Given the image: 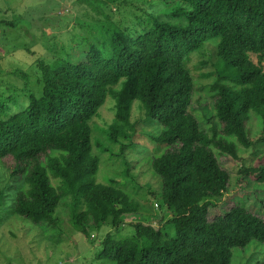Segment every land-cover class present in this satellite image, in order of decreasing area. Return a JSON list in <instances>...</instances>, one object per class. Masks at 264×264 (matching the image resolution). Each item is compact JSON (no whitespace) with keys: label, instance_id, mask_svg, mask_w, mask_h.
I'll list each match as a JSON object with an SVG mask.
<instances>
[{"label":"trees","instance_id":"1","mask_svg":"<svg viewBox=\"0 0 264 264\" xmlns=\"http://www.w3.org/2000/svg\"><path fill=\"white\" fill-rule=\"evenodd\" d=\"M88 1L95 13L89 48L77 60L38 59L41 76L34 87L24 73L23 94L0 91L6 216L55 236L71 228L93 244L94 230L110 225L88 264H233L236 249L264 244V204L259 212L235 205L214 219L209 214L231 185L227 158L239 160L241 151L264 143V0H177L163 14L141 7L126 20H115L111 8L128 0ZM208 43L217 60L203 77L213 78L214 115L203 125L192 110L188 62ZM109 100L115 117L96 127L99 137L91 122ZM254 117L262 119L258 140ZM141 124L158 145L149 163L159 189L138 180L145 159L128 157L142 147ZM157 124L159 133L148 129ZM105 158L121 172L104 183ZM240 173L264 184V154ZM65 207L69 223L60 214ZM127 226L134 233L124 234ZM252 264H264V256Z\"/></svg>","mask_w":264,"mask_h":264},{"label":"rangeland","instance_id":"2","mask_svg":"<svg viewBox=\"0 0 264 264\" xmlns=\"http://www.w3.org/2000/svg\"><path fill=\"white\" fill-rule=\"evenodd\" d=\"M175 4L177 0L170 1L168 5L162 0H128L120 6H113L111 10L115 20H126L131 19L133 12L135 10L139 12L138 8L141 7L151 13L163 14ZM91 5L88 0L86 2L83 0H0V91L7 90V93H11L12 88L15 87L18 93L23 94L22 89L26 86L24 73L30 76L35 87L41 76L38 59L50 62L63 56L77 60L81 51L89 48V37L92 38L93 35L94 26L91 22L95 13L90 8ZM134 5H137L136 9ZM102 7L108 10L105 5ZM214 50L215 44L208 43L202 51L193 53L188 62L196 83V103L192 110L203 125L208 124L207 114L214 115V100L211 97L210 88L213 78L203 77V74L215 70L214 63L217 58ZM255 59L257 60L256 57ZM204 61H208L207 64H204ZM135 114H139L138 108L135 109ZM114 117L115 101L109 100L101 110V114L91 122L95 128V135L101 137L102 133L96 127H106ZM261 122L260 117L259 119L254 117L252 127L255 140L261 137V126H259ZM143 127V124L139 126L140 134L137 137L142 147L137 153L128 154V157L130 161L134 158L145 159L143 167L135 171L140 175L138 180L143 184L152 183L154 188L159 189L160 180L154 176L149 163V157L157 153L158 145L144 134ZM148 129L155 133L160 132L158 124ZM263 154L264 143L257 142L255 146L241 151L239 160L227 156L226 167L232 172L231 185L219 205L211 207L210 219L227 213L235 205H244L254 212L262 209L264 184L255 182L249 176L240 173V170L254 164ZM106 159L101 161L99 172V180L104 183L121 172L120 163ZM141 201L145 211L151 214L148 203L144 199ZM6 208V205L0 201V264H88V259L99 250L101 241L111 230L110 225L95 229L94 235L97 238L93 244L81 232L77 230L70 232L71 228L66 235L57 233L58 236H55L54 231L43 232L21 216L7 217V213L4 212ZM156 210L155 215L158 216L161 210L160 208ZM60 214L64 223H69V212L66 207L62 208ZM14 230L16 235L14 232L12 234ZM123 233L131 235L134 230L127 226ZM245 251L247 252L244 253ZM239 253L242 258L238 256ZM257 256L261 258L264 256V244L253 242L245 250H235L233 264H252Z\"/></svg>","mask_w":264,"mask_h":264}]
</instances>
